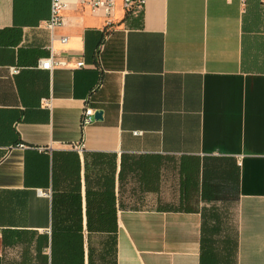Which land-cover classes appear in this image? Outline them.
Wrapping results in <instances>:
<instances>
[{"label":"crops","instance_id":"crops-1","mask_svg":"<svg viewBox=\"0 0 264 264\" xmlns=\"http://www.w3.org/2000/svg\"><path fill=\"white\" fill-rule=\"evenodd\" d=\"M65 3L0 0V264H264V1Z\"/></svg>","mask_w":264,"mask_h":264},{"label":"built area","instance_id":"built-area-1","mask_svg":"<svg viewBox=\"0 0 264 264\" xmlns=\"http://www.w3.org/2000/svg\"><path fill=\"white\" fill-rule=\"evenodd\" d=\"M81 5L87 6L92 12H100L106 17V26L112 24V17L114 15L116 0H75ZM145 0H121V4L125 11H133L143 6ZM264 1V0H262ZM66 9L65 0H50V16L46 22V27L50 31L51 35L53 30L62 26L65 21L64 10ZM66 37H62L61 42L66 41ZM65 65L62 60L53 61L52 57L42 59L39 63V67L46 70H52L54 66ZM83 63L80 61L77 66H82ZM15 73L17 69H12ZM94 110L91 107L85 105L80 114V124L82 127L89 125L93 122ZM81 147L79 146L78 149Z\"/></svg>","mask_w":264,"mask_h":264},{"label":"water","instance_id":"water-1","mask_svg":"<svg viewBox=\"0 0 264 264\" xmlns=\"http://www.w3.org/2000/svg\"><path fill=\"white\" fill-rule=\"evenodd\" d=\"M94 118H95V119H100V118H101V111H96V112L94 113Z\"/></svg>","mask_w":264,"mask_h":264}]
</instances>
